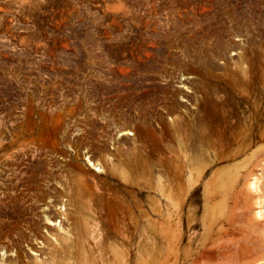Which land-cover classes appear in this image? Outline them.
Wrapping results in <instances>:
<instances>
[{"label":"rangeland","instance_id":"1","mask_svg":"<svg viewBox=\"0 0 264 264\" xmlns=\"http://www.w3.org/2000/svg\"><path fill=\"white\" fill-rule=\"evenodd\" d=\"M0 264H264V0H0Z\"/></svg>","mask_w":264,"mask_h":264}]
</instances>
